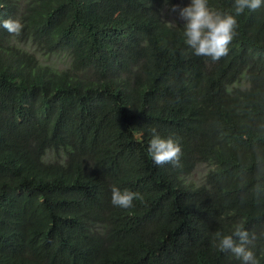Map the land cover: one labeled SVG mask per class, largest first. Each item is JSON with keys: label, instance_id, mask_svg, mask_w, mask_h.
Masks as SVG:
<instances>
[{"label": "trees", "instance_id": "16d2710c", "mask_svg": "<svg viewBox=\"0 0 264 264\" xmlns=\"http://www.w3.org/2000/svg\"><path fill=\"white\" fill-rule=\"evenodd\" d=\"M177 3L0 0V22L24 26L0 25V264H241L215 238L238 224L264 264V8L236 17L213 61L161 17ZM153 127L180 138V167L153 163ZM114 186L133 207L112 204Z\"/></svg>", "mask_w": 264, "mask_h": 264}, {"label": "clouds", "instance_id": "9594fccd", "mask_svg": "<svg viewBox=\"0 0 264 264\" xmlns=\"http://www.w3.org/2000/svg\"><path fill=\"white\" fill-rule=\"evenodd\" d=\"M260 8H264V0H234L233 12L221 13L214 10L208 0H191L190 4L179 9V16L185 21L184 42L194 55L219 61L228 55L229 45L236 35L238 27L236 17L243 14L246 9L251 12ZM175 10L173 7V11ZM0 25L15 36H19L24 27L20 20L12 18L4 19ZM149 132L151 139L148 153L153 163L158 166L170 164L173 167H180L183 155L180 138L174 135L162 138L155 127L149 129ZM137 197V193L128 189L121 190L114 186L111 190V202L120 208L133 207V201ZM234 237H238V240ZM215 238L221 252H231L241 264H258L253 250L256 236L250 233L244 224H238L231 234L226 235L217 231Z\"/></svg>", "mask_w": 264, "mask_h": 264}, {"label": "rangeland", "instance_id": "374dc122", "mask_svg": "<svg viewBox=\"0 0 264 264\" xmlns=\"http://www.w3.org/2000/svg\"><path fill=\"white\" fill-rule=\"evenodd\" d=\"M190 2L191 0H178V3L175 5V11H173V8H170L169 6H163L160 12L161 17L169 24H176L178 22L185 23V21L179 16V9L187 6ZM18 44L26 50L32 51L36 58L44 65L60 70L67 68L70 64L71 57L66 51L44 53L33 46L30 41H27L26 44L23 42H18ZM205 171L206 165L200 162L187 179L192 181L194 184H199L203 180V173Z\"/></svg>", "mask_w": 264, "mask_h": 264}]
</instances>
